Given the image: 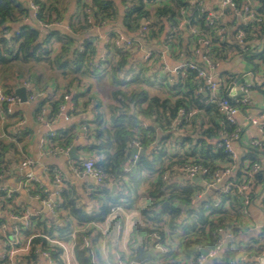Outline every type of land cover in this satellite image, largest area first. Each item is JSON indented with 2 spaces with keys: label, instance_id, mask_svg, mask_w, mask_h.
Returning a JSON list of instances; mask_svg holds the SVG:
<instances>
[{
  "label": "trees",
  "instance_id": "16d2710c",
  "mask_svg": "<svg viewBox=\"0 0 264 264\" xmlns=\"http://www.w3.org/2000/svg\"><path fill=\"white\" fill-rule=\"evenodd\" d=\"M73 1L76 12L64 29L68 7ZM231 1L242 15L243 8L248 7L254 14L253 19L236 27L224 24L219 17L220 9L210 6L206 0H122V19L115 0H0V73L5 76L36 74L39 85L51 80H57L59 85L62 82L63 94L46 101L52 114H57L65 105L67 95L72 96L76 115L91 110L92 120L83 123L92 140L86 151L103 173V184L115 182L120 188L112 194L105 185L100 186L91 195V204L65 188L57 200L58 217L50 220L49 226L47 221L36 217L30 219V228L24 229L20 223L24 236L32 237L29 253L21 263L38 264L41 253L49 251L56 264H66L62 248L49 244L47 238L69 242L75 236L77 264H114L115 251L123 263L129 264L137 246L147 252L157 244L164 246L166 252H156L143 264H200L205 258L203 252L210 254L221 241L219 254L224 250V232L238 234L249 206H245L241 196L221 191H214L208 200H201L199 195L205 192L202 184L211 183L215 172L230 164L236 173L226 184L232 182L239 186L251 180V186L263 189L262 167L251 179L246 171L254 164L260 165L264 141L261 146L249 148L245 156L249 161L247 166L233 160L219 144L224 135L241 136L242 130L225 120L217 104L210 101L209 93L200 91L204 80L199 77V70L185 67L176 75L163 73L157 49L159 45H166L173 52L178 48L180 51L183 28L179 24L185 21L184 29L189 32L193 27L199 34L192 35V47L185 50V63L194 62L202 67L195 55V50L201 48L198 44L201 38L210 41L209 55L215 64L261 51L264 0H253V4L249 0ZM29 2L38 6L36 19L46 27L25 23L31 14ZM210 13L216 15L213 25ZM142 27L147 28L143 36L139 34ZM105 28H108V42L104 44V55L99 56L101 40L95 33L96 29ZM118 29L132 39L142 37L141 44L134 48L149 49L151 61L133 63L135 52L117 46ZM240 33H243L242 44L237 38ZM55 45L59 46L58 51ZM249 58L264 62V51ZM104 82L107 92L100 95L98 91ZM224 89L223 86L219 98H227ZM227 99L232 105L246 109ZM181 111H196V114L186 118L181 116ZM76 133L74 125L60 131L54 136L55 147L71 148ZM135 142L147 153L131 160ZM10 150L21 158L18 142L7 144L0 140L1 176L5 154ZM189 165L208 170L201 183L189 179L178 182V176L185 177L180 169ZM34 192L47 198L38 187ZM249 197L253 201L258 197L257 192ZM260 200L264 206V194ZM217 202L220 206L215 207ZM165 203L169 207H163ZM0 205L10 215L22 217L24 214L15 204L14 196L8 197L1 187ZM128 216L131 232L126 249L119 251L115 240L118 232L124 231ZM89 225L93 226L86 228ZM103 225L106 227L102 230ZM82 236L91 238L90 248L80 249ZM263 253L264 239L250 248L230 245L222 257L217 255L204 264H249L252 258Z\"/></svg>",
  "mask_w": 264,
  "mask_h": 264
},
{
  "label": "crops",
  "instance_id": "0c3cea01",
  "mask_svg": "<svg viewBox=\"0 0 264 264\" xmlns=\"http://www.w3.org/2000/svg\"><path fill=\"white\" fill-rule=\"evenodd\" d=\"M222 1L223 0H206L210 6H216L218 8ZM115 2L121 15L120 19H122L124 12L122 0H115ZM75 12L76 2L73 1L68 7L66 21L62 28L67 29V22ZM221 18L224 24L235 25V27L240 26L244 22L242 16L231 8L225 9ZM25 23L37 27L40 26L39 22L34 17L33 11H31L30 16L25 20ZM17 27L18 26H15V28ZM181 30V53L178 50L179 48L173 52V50L166 45H159L157 47L160 53L159 65L162 66L163 73L170 72L173 75H176L174 74V71L180 68L187 60V53L185 50L192 47V35L184 28ZM107 31L108 28L99 31L96 30L95 35H106ZM118 31L123 33L122 30L118 29ZM58 47V45H55L56 51H58ZM98 50L99 56H103L105 52L103 41H101ZM145 50L147 49H134L133 63H138L142 60ZM244 55L234 56L228 61L219 62L213 70L212 75L214 80L223 81L225 92L232 82L240 81L250 72L253 67L251 63L255 64L249 57L248 62L245 61L243 58ZM196 59L198 62H202L201 56L196 57ZM253 77V84L243 83L236 87V96L237 94L239 96L242 87L244 85H250L248 88L250 106L244 112L241 111L236 116V122L242 129V134L240 139L233 144L236 161L238 163L239 161L243 162V166H247L249 162L248 160H245V156L251 147V142L261 137L258 130L251 125L250 119L256 118L260 112L264 111V76H258L255 72ZM24 80H30L32 82L35 93L34 100H28L27 103H21L17 107L14 116H8L6 122H2L0 119V140L7 144L18 142V148L21 152V158L15 154L14 150H10L5 154V163L3 165V175L0 180V187H4L7 192H11L14 196L15 204L24 211V214L25 212H29L34 217L41 219V221H47V225L49 226V221L53 220L50 211L41 200L35 198L33 193L28 191L26 183L23 180L19 168L23 159L30 158L34 161V174L42 187L53 191L54 186L52 184V174L54 171H58L62 176L64 187L70 190L73 195L81 198L88 204L92 203L91 195L100 186H104L105 184H101L89 176H78L75 172L83 162L93 158L92 155L86 151V148L91 145L92 140L88 137L86 125H83L84 121L92 120L93 114L91 110L76 115L73 108L74 102L72 96L69 95V99L65 100V109L63 111L60 109L57 114L53 115L51 107L46 101L52 99L54 96L58 97L63 94L64 85L62 82L59 85L57 80H51L48 83L39 85L36 80V74H33L32 76H23L11 73L9 76H5L0 73V85L5 91L11 89V93L14 94H16L15 92L18 88L23 87L22 82ZM104 85H106L105 82L102 83V86ZM100 91L101 90L98 91V94L101 95ZM82 100L83 99H80V101ZM41 105H43L42 108H40ZM20 123L22 124L20 125ZM73 125L77 126V133L73 146H76V156L79 157L78 160L72 159L69 156V150L73 146L69 148L66 153H58L55 151V137L53 134L57 135L60 131L68 129ZM147 125H149V123H147ZM259 158L260 166L264 170V156H260ZM244 169L245 168L242 169L243 173ZM235 173L236 172H233V176ZM177 180L178 182H183L187 179L178 176ZM194 182L200 183L201 181L195 180ZM114 186L117 187L115 188ZM105 187L108 188L112 194H116L120 190L119 185L115 182L106 184ZM252 192H257L258 197H256L246 209V215L243 219L242 225H239L240 231L238 234H236V236L232 235L231 238L227 236V232L223 235L224 250L218 254L219 257H222L225 254V249L230 245H239L243 248H250L255 246L259 240L264 239V206L260 200L262 194H264V188L260 190V188L250 186L246 194L249 196ZM20 223H22L20 220L15 219L7 212V210L0 207V264H7L9 261L8 246L10 242L15 241L14 237H16V233L20 228ZM131 226V220L128 216L124 231L118 233V237L115 240L119 247V251L126 249V242L131 232ZM105 227L106 225H103L102 230ZM18 242L19 244L16 247V257L21 260L29 253L30 241L29 238H26L22 233ZM68 247L73 250L72 244H68ZM115 252V257H117L119 254L117 251ZM106 257L107 254L104 255V258ZM39 258L38 264H46L47 261L42 256ZM24 264L26 263L24 262ZM249 264H264V253L259 257L252 258L251 263Z\"/></svg>",
  "mask_w": 264,
  "mask_h": 264
},
{
  "label": "built area",
  "instance_id": "2783aa9c",
  "mask_svg": "<svg viewBox=\"0 0 264 264\" xmlns=\"http://www.w3.org/2000/svg\"><path fill=\"white\" fill-rule=\"evenodd\" d=\"M162 1H166V0H162ZM29 7L31 9V11H33L34 17L36 18L37 12L39 10L38 6L34 5L33 3L29 2ZM231 8L232 10H234L236 13H239L244 22L253 19L254 14L251 13L248 9V7L243 8V12L244 15H242L236 8L235 4L231 1V0H223L221 2V4L219 5V9L221 12H219V17H221L222 13L224 12L225 9ZM249 16H246L248 15ZM218 17V16H217ZM89 21L91 20L90 17H88ZM210 24L213 25L216 19V15L214 13H210ZM40 27H46L45 25H43L42 23H39ZM179 28H186V22L183 21L179 24ZM97 31H99L100 29H96ZM147 28L146 27H142L141 30L139 31V34H141V36H143L144 32H146ZM189 32L191 33V35L194 36H199L197 29L190 27ZM117 33H119V38L117 40V46L119 48H123L124 50H133L134 51V47L137 44H141L142 41V37H139L137 39H132L128 36H126L124 33L117 31ZM98 38L104 42V44H106L108 42V36L107 34H97ZM238 40L240 42V44H242V38H243V33H240L238 35ZM198 44L200 45V49H196L195 50V55L196 57L201 56L202 59V67H200L199 65H197L194 62H190V63H184L180 68H178L177 70L174 71V74H177L179 70L185 68V67H189L191 69L194 70H199V77L202 78L204 80V85L200 88L201 92L204 93H209L210 95V101L213 103L217 104L218 110L219 112L224 116L225 120L232 124V125H237L236 122V116L242 111L244 112L246 109L249 108L250 106V99L248 98V88L250 85H244L240 91V94L237 98L233 99V101L236 104H241L244 107H246V109H240L237 106H234L230 103V101L227 98L221 97L219 98V94L221 93V88L223 86V81L219 80V81H215L212 75L213 70L216 68V65L213 60L211 59L209 52L210 49L208 48L210 41L207 39H199L198 40ZM151 61V51L149 49L145 50V53L143 55V58L141 60V62L143 63H147ZM23 87H25V89L27 90V98L29 101L34 100L35 98V93H34V86L32 84V82L30 80H24L22 82ZM69 96H65V100H68ZM21 104L20 99L18 98V96L14 93H7L4 88L0 85V119L2 122H6L8 116H12L14 115L17 107ZM65 109V106L63 105L61 107V110L63 111ZM196 114V111L190 112V113H185L184 111H181V116H185L186 118L188 117H192L193 115ZM250 123L252 126H254L258 132L260 133V138L259 139H255L251 142V146L253 147H258L261 146V141H264V111L260 112L259 115L256 118H252L250 119ZM22 123H20L21 125ZM240 128V127H239ZM242 129L240 128V131ZM54 136L56 134H53ZM222 142L219 144L220 147L225 148L226 152H228L230 155H232L233 160H236L235 157V153L233 150V144L235 141L240 139V136H238L237 134H233L232 136H228V135H224L222 137ZM134 148H137L139 151L142 150L140 144L138 142L134 143ZM68 149H64V148H60V147H56L55 151L58 153H66ZM132 151V150H131ZM131 155V152H130ZM138 158V156H135L134 159ZM249 164V163H248ZM34 161L30 158H25L21 161L20 163V171L22 173V177L24 182L26 183L27 189L29 192L33 193V195L35 196V198L41 200L45 206L48 208V210L50 211L53 219H56L58 217V213L56 212V208H57V200H59L61 193L63 192V190L65 189L64 184H63V180H62V176L58 171H54L53 172V179H52V184L54 186L53 191L48 190L44 187H42V185L38 182L37 177L34 174ZM223 169L218 170L217 172H215V174L213 175L212 178V182L211 183H203L202 185L205 187V192L201 193L199 195V199L201 200H208L209 196L211 194H209V190L210 188H214L215 191H221L224 194H231V193H235L239 196H241V198H243V203L245 204L246 207L250 206L252 201L250 199V197L246 194L248 189L251 186V180H245L243 182L242 185L236 186L234 185V183H229L226 184L227 181L229 180V178H231L233 176V169L234 166L231 167V165H224L222 166ZM261 170V166L259 164H254L253 166H251V168L246 171L247 177H249V179H251L255 174H257L259 171ZM76 174L78 176H89L93 179H95L97 182L103 184L104 182V175L101 172V170H99L96 167V161L95 159L91 158L85 162H83L81 164V166L79 168H77L75 170ZM180 172L184 174L186 179L189 180H193L195 178L201 177V181H202V177L203 175H206L208 173V170L201 167L200 165H189V166H185L183 168L180 169ZM165 179H167V175L164 176ZM2 179V176L0 175V180ZM201 183V182H200ZM234 186L236 187L235 190H233ZM38 187V189L47 196L46 199H43L41 197V194H35L34 192V188ZM4 190H6L4 187H2ZM214 194V193H212ZM8 197H10L12 194L11 192H7ZM220 206V203H216L215 207ZM1 207V205H0ZM112 211H115V209H113ZM15 219L20 220L22 223V225L24 226V229L30 228L31 226V218H34L33 215H31L29 212H25V214L22 217H18L15 215H12ZM93 225H89L86 228H89ZM84 229H82L81 231H83ZM120 230V228H119ZM120 232V231H119ZM118 232V233H119ZM226 234V232L223 233V235ZM22 236V228H19L17 233H16V237L15 241L10 242L9 243V249H8V263L7 264H23L20 262L19 258L16 257V247L19 244L18 240H20ZM228 237H232L231 233H227ZM82 241L83 244L80 247L81 250H85L87 248L91 247V238L89 236H82ZM153 238L159 240V237L154 235ZM32 240V237L29 238V241ZM49 244H53L56 245L58 247H61L63 250V258L65 260L66 264H77L76 259H75V255H74V246H75V236H73V238L71 239V241L69 242H61L52 238H47ZM68 244H72L73 246V250L69 249ZM223 242H220V246L214 250L213 252H211L210 254H208L207 257H205L204 259H202L200 261V264H204L206 261H209L208 259H213L215 258L218 254H219V250L222 246ZM30 245V243H29ZM156 252H161V253H165L166 249L164 246L157 244L155 245L154 249H152ZM41 256L47 261L46 264H56V260H54L52 258L51 252L49 251H43L41 253ZM116 261L114 264H125L120 260V256L117 255ZM129 264H143V263H135L133 260L132 262H130Z\"/></svg>",
  "mask_w": 264,
  "mask_h": 264
},
{
  "label": "water",
  "instance_id": "95a60500",
  "mask_svg": "<svg viewBox=\"0 0 264 264\" xmlns=\"http://www.w3.org/2000/svg\"><path fill=\"white\" fill-rule=\"evenodd\" d=\"M249 2L251 4H253V0H249ZM263 51H264V48L261 51H259V52H253V51L249 52V53L245 54L243 56V58H244L245 61L248 62V57L249 56H258ZM251 64H252L253 67H252V69L250 70L249 73H247L240 81H234L228 86V88H227V90L225 92V95H226L227 98L235 99V98L238 97V94L236 96V87L238 85L243 84V83H246V84H251L252 83L253 84V82H254V77L253 76H254V74L256 72L257 66L255 64H253V63H251ZM15 93L18 96V98L20 99L21 103H27L28 98H27L26 89L24 87L18 88ZM146 153L147 152L145 150L139 151L137 148H134L131 151V160H133L135 156H142V155H145ZM69 156L72 159H76V160L79 159V157L76 156V146H73L69 150ZM195 180L196 181H201V177L193 179V181H195ZM114 187L116 188L117 186H114ZM214 191H215L214 188H210L208 193L211 194ZM241 200L243 201V198ZM174 206H176V205H174ZM163 207H169V203H165ZM179 208H183V206L179 205ZM154 255H155V251L154 250H149V251L145 252L143 250V247L139 245V246L136 247V255L133 258V261L135 263H143L144 260H146V259H148L150 257H153ZM203 256L207 257L208 256V252H203ZM208 260H209L208 262H211V259H208Z\"/></svg>",
  "mask_w": 264,
  "mask_h": 264
},
{
  "label": "rangeland",
  "instance_id": "374dc122",
  "mask_svg": "<svg viewBox=\"0 0 264 264\" xmlns=\"http://www.w3.org/2000/svg\"><path fill=\"white\" fill-rule=\"evenodd\" d=\"M261 49H262V47H261ZM254 63L257 66L256 74H258V76H261V75L264 76V74H263V71H264V62L261 61V60L260 61L259 60H256ZM100 90H102L100 92L101 93L103 92V94H104V92H107V88H105V86H103ZM135 215H138V213L135 212Z\"/></svg>",
  "mask_w": 264,
  "mask_h": 264
}]
</instances>
